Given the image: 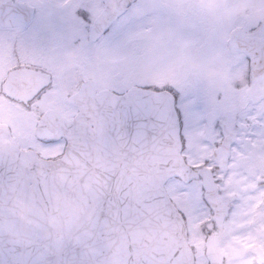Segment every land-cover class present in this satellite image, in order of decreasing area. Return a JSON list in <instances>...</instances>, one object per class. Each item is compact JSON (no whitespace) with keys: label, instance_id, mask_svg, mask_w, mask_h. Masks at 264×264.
I'll return each mask as SVG.
<instances>
[{"label":"flooded vegetation","instance_id":"flooded-vegetation-1","mask_svg":"<svg viewBox=\"0 0 264 264\" xmlns=\"http://www.w3.org/2000/svg\"><path fill=\"white\" fill-rule=\"evenodd\" d=\"M112 1H3L0 66L10 74L6 78L0 71V126L20 150L56 160L68 142L57 129L74 128L83 88L118 96L149 86L196 88L205 119L192 126L201 127L207 138L189 146L188 135H179L181 158L194 175L188 182L170 179L166 191L176 209L191 207L200 192L207 201L211 193L224 216L214 220L208 203L182 218L194 264H210L216 255L221 264H264V80L255 83L251 57L229 43L235 34L240 42L247 40L250 51L264 54V0H246L242 7H235L236 0H136L142 12L132 33L124 21L135 7L130 4L122 13ZM16 2L32 7L28 24L21 12L11 18ZM113 21L120 27L102 38L101 29ZM38 33L47 39L46 55L32 60L22 49ZM126 38H133L135 48ZM14 52L33 69L19 86L12 83ZM41 84L48 85L47 91L33 100ZM185 114L191 122L187 108ZM112 117L128 122L130 116L126 108L113 107ZM171 182L183 197L169 187ZM189 187L196 190L192 198L185 193Z\"/></svg>","mask_w":264,"mask_h":264},{"label":"water","instance_id":"water-1","mask_svg":"<svg viewBox=\"0 0 264 264\" xmlns=\"http://www.w3.org/2000/svg\"><path fill=\"white\" fill-rule=\"evenodd\" d=\"M9 13L15 20L18 10ZM263 63L252 58L256 83L264 79ZM115 99L131 104L134 116L129 147L119 136L121 166L109 108L98 113L102 134H94L93 144L77 153L69 146L56 162L20 152L0 130V264H193L183 223L163 189L168 178L188 172L171 105L143 91Z\"/></svg>","mask_w":264,"mask_h":264},{"label":"snow or ice","instance_id":"snow-or-ice-1","mask_svg":"<svg viewBox=\"0 0 264 264\" xmlns=\"http://www.w3.org/2000/svg\"><path fill=\"white\" fill-rule=\"evenodd\" d=\"M129 5H125L127 9ZM131 7H136L135 0H131ZM82 19L85 23L88 22V17L85 13H81ZM116 25V27H114ZM120 27L117 25L115 21L109 22L105 24V26L101 29L100 36L102 38H109L116 30ZM47 48V39L41 34H35L32 37V42L26 45L22 49V55L28 57L32 60H36L38 58L42 59L46 55ZM11 62H14V67L11 69L12 74V83L14 86H19L23 83V78L28 74V72L32 69L31 65H26L22 58L21 53H13L11 58ZM0 71L3 72V75L7 78L10 74L9 70L6 66H0ZM43 75V73H41ZM3 83V82H0ZM48 85L41 84L39 88L36 89L32 99H39L41 96L45 94L47 91ZM12 88H9L11 91ZM145 91H153L158 95L161 93H167V96L170 97L171 110L175 115V125L178 136L182 133H186L189 131L190 127L199 120L205 119V113L202 108V101L199 98V91L194 88H177L172 85H164L163 87H146ZM188 109L192 116V121L190 122L186 118L185 109ZM138 118L140 121L150 119L146 114H138ZM186 141V137H185ZM62 141L53 140L50 141L52 144H59ZM208 207V202L206 201L203 192H200L194 199L191 204V207H180L177 209L178 214H182V218L191 215L192 212L195 211H203Z\"/></svg>","mask_w":264,"mask_h":264},{"label":"rangeland","instance_id":"rangeland-1","mask_svg":"<svg viewBox=\"0 0 264 264\" xmlns=\"http://www.w3.org/2000/svg\"><path fill=\"white\" fill-rule=\"evenodd\" d=\"M238 1H240V2H238ZM246 0H236V2H235V7H242L243 6V2H245ZM248 3V2H247ZM142 12V10H141V7H140V5H136V7L134 8V14L133 15H127L126 17H125V27L127 26V30H128V32L129 33H132L131 31H133L134 29H136L137 28V22H136V18H137V16L140 14ZM133 37V36H132ZM127 39V38H126ZM127 40H130L131 41V45H130V49L132 48H135V45L133 44V42L132 41H134L133 40V38H129V39H127ZM129 43V42H128ZM132 59H134V57L132 58ZM263 109H264V106H263ZM193 119V118H192ZM263 127H264V125H263ZM201 127H200V129L198 128H195V127H193V126H191L190 127V129H189V131L188 132H186V135H188V137H189V139H191V140H189L190 141V143H189V146H194L195 145V142L198 140V139H205V138H207V132H202L201 131ZM255 134H257L258 135V138H259V141H261L262 140V136H261V133H259V130L258 129H256L255 130V132H254ZM205 134V135H204ZM170 188L172 189V190H174L175 192H176V194L177 195H179V197H183V195H182V193L184 192L181 188H179V187H175L174 186V184H170ZM195 192H196V190L194 189V188H192V187H189V191L188 192H185L186 194L187 193H189L190 194V196H189V198H192L193 197V195L195 194Z\"/></svg>","mask_w":264,"mask_h":264},{"label":"bare ground","instance_id":"bare-ground-1","mask_svg":"<svg viewBox=\"0 0 264 264\" xmlns=\"http://www.w3.org/2000/svg\"><path fill=\"white\" fill-rule=\"evenodd\" d=\"M96 121V118L94 117V122ZM78 128V127H77ZM79 129V128H78ZM77 129V130H78ZM95 132L97 133V134H102V132H101V130L100 129H95Z\"/></svg>","mask_w":264,"mask_h":264}]
</instances>
